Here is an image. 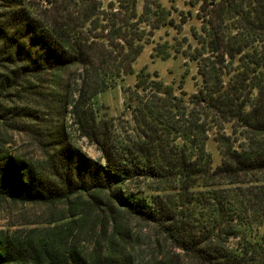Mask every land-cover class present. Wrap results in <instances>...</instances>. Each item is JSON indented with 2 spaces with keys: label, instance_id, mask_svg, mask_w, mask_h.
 I'll return each instance as SVG.
<instances>
[{
  "label": "trees",
  "instance_id": "1",
  "mask_svg": "<svg viewBox=\"0 0 264 264\" xmlns=\"http://www.w3.org/2000/svg\"><path fill=\"white\" fill-rule=\"evenodd\" d=\"M45 1L47 10L0 0V117L18 114L8 102L19 87L40 94L43 106L37 88L63 90L53 112L69 94L74 124L101 156L89 158L59 135L47 155L54 171L44 175L0 151V200L62 201L60 219L69 218L45 233L0 232V264H264V0H186L197 6L201 33L193 29L196 45L182 54L196 63L203 86L177 95L142 68L129 96L133 125L123 132L98 115L94 99L133 74L153 31L173 25L171 8L162 0H144L141 13L138 0ZM217 116L233 120L242 139L219 135L213 166L206 141ZM85 195L103 205L89 247L78 237L84 211L73 209ZM119 210L141 224L136 232L147 228V238Z\"/></svg>",
  "mask_w": 264,
  "mask_h": 264
},
{
  "label": "rangeland",
  "instance_id": "2",
  "mask_svg": "<svg viewBox=\"0 0 264 264\" xmlns=\"http://www.w3.org/2000/svg\"><path fill=\"white\" fill-rule=\"evenodd\" d=\"M31 1L42 10H47L49 7L45 0ZM143 1H137L139 13H141ZM185 2L186 0L161 1L166 8H171L170 17L173 19V25L154 30L153 35L148 39V43L144 44L140 54L132 64L133 74L123 76L114 86L95 97L94 106L97 108L98 115L113 121L119 131L123 132V127L133 125L131 108L135 100L129 96H131V90L134 88L136 75L142 68H145L151 75L156 73L157 78L165 84L172 85L173 91L177 95L183 94L188 97L189 94L197 92L203 86L196 63L182 54V51H189L196 45L191 36L193 29L201 33V20L198 16L195 17L197 6L190 7ZM49 10L54 12L53 8H49ZM189 45L190 47H188ZM161 49L167 53V56L158 54ZM227 68L231 69V66L227 64ZM225 79L226 77H224ZM66 80L67 76L64 75L60 81L65 83ZM43 86L46 87L37 89H39V93H45V106L40 104V94L30 92L28 94L25 88L20 87L15 100L8 102L11 105H17L18 114L5 119L0 117V141H7L4 146L0 145L2 155L16 156L30 162L37 172L41 171L44 175L53 170V167L49 165L47 155L51 153V149L58 145L57 142L60 139L66 140L68 144L70 142L73 147L79 149L89 158L94 160L100 158L99 149L91 140L81 134L69 114V94L61 97L66 101L58 115L53 112L52 105L55 103L56 96L62 95L63 90L51 89L46 84ZM251 96L253 99L259 97L255 90L251 92ZM214 119L216 121L214 124H210L208 140L206 141V149L212 157L213 166L219 164L221 159L219 144L216 141L219 135L223 133L242 139L241 136L233 132V120L230 122L222 121L220 116ZM59 135H61L60 139ZM82 197L73 205V209L84 211L83 221L85 224L78 237L83 241L81 242L83 246L89 247L97 238L101 228L100 218L103 212L98 208L103 207V205L88 203L89 197L87 195ZM66 209V203L62 201L44 204L21 203L10 198L0 200V232L12 234L17 230H26L31 227H38L44 233L49 232V229L53 228L54 225L69 220V218L60 219L67 215ZM117 216L122 217L133 231L136 232L141 228V224L123 210H119ZM56 220L59 221L55 222ZM136 233L139 237L141 236V239L147 238L149 235L147 228Z\"/></svg>",
  "mask_w": 264,
  "mask_h": 264
}]
</instances>
